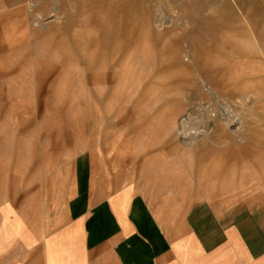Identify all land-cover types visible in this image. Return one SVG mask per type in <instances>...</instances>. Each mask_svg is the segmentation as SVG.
<instances>
[{
    "label": "rangeland",
    "instance_id": "1",
    "mask_svg": "<svg viewBox=\"0 0 264 264\" xmlns=\"http://www.w3.org/2000/svg\"><path fill=\"white\" fill-rule=\"evenodd\" d=\"M78 187L264 207V0H0V231Z\"/></svg>",
    "mask_w": 264,
    "mask_h": 264
},
{
    "label": "crops",
    "instance_id": "2",
    "mask_svg": "<svg viewBox=\"0 0 264 264\" xmlns=\"http://www.w3.org/2000/svg\"><path fill=\"white\" fill-rule=\"evenodd\" d=\"M83 196L76 188L43 230L40 217L5 216L0 264H264V207L219 215L198 209L189 218L207 224L174 228L124 190Z\"/></svg>",
    "mask_w": 264,
    "mask_h": 264
}]
</instances>
